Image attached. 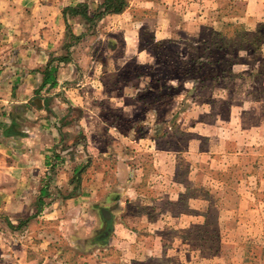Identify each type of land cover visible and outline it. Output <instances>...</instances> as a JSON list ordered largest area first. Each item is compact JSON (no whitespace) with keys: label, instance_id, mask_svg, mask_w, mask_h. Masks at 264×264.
<instances>
[{"label":"rangeland","instance_id":"374dc122","mask_svg":"<svg viewBox=\"0 0 264 264\" xmlns=\"http://www.w3.org/2000/svg\"><path fill=\"white\" fill-rule=\"evenodd\" d=\"M34 1L76 60L64 145L77 168L22 252L24 220L6 248L1 217L0 263L264 264V0H126L92 22L72 9L103 0ZM18 6L0 0V50Z\"/></svg>","mask_w":264,"mask_h":264},{"label":"crops","instance_id":"0c3cea01","mask_svg":"<svg viewBox=\"0 0 264 264\" xmlns=\"http://www.w3.org/2000/svg\"><path fill=\"white\" fill-rule=\"evenodd\" d=\"M20 4L25 14L18 6L2 24L9 26L12 44L0 50V220L4 219L6 248L14 221L24 220L22 252L28 223L40 222L47 209L42 208L43 202L54 197L53 186L71 185L77 167L66 152L69 144L64 145L71 133L70 112L76 106L71 81L76 60L71 54L61 55L58 17L36 16L48 5L34 0H20ZM4 6L9 8L7 3ZM28 11L33 14L29 16ZM50 69L54 73L48 82ZM75 195L71 192L62 199L70 205L79 199ZM4 256L7 261L8 255ZM16 262L27 264L28 260L21 253Z\"/></svg>","mask_w":264,"mask_h":264},{"label":"trees","instance_id":"16d2710c","mask_svg":"<svg viewBox=\"0 0 264 264\" xmlns=\"http://www.w3.org/2000/svg\"><path fill=\"white\" fill-rule=\"evenodd\" d=\"M126 0H103L99 6V10L97 13H95L93 16L89 15L86 13V5L80 4L78 6L82 7L81 10H77L74 7V10L72 11L74 13H80L86 21L92 22L94 20H97L101 18L105 14H116V13H121L125 7H126ZM54 73V69H50L46 73V80L49 82L51 80V77ZM102 214L105 220V225L103 226L101 233L97 235L96 239L97 241L104 242L106 237L110 233L111 227H109V223L112 217L109 211L102 210Z\"/></svg>","mask_w":264,"mask_h":264}]
</instances>
